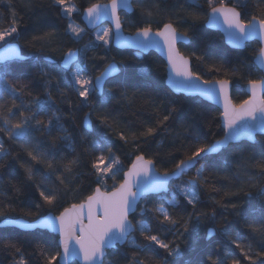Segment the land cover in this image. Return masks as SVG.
Segmentation results:
<instances>
[{"label":"trees","instance_id":"16d2710c","mask_svg":"<svg viewBox=\"0 0 264 264\" xmlns=\"http://www.w3.org/2000/svg\"><path fill=\"white\" fill-rule=\"evenodd\" d=\"M108 1L65 0L76 10L68 17L55 0H0V30L12 26L18 29V38L8 40L16 42L25 57L0 65V77L17 90L15 94H0V105L4 113L16 106L11 116L13 123L20 121L21 112L34 117L26 136L10 139L0 132V143L6 149V153H0V210L5 213L0 221H32L47 213L57 215L84 201L95 187L112 190L137 155L152 159L155 169L163 173L197 147L222 137L218 109L197 97L171 93L164 85L165 66L157 55L116 50L110 42L102 46L90 40L80 13L92 4ZM218 1L213 0V4ZM131 4V14L120 16L125 33L146 26L157 31L171 23L188 37V43L178 45V50L189 58L191 71L204 81H228L235 105L246 99L245 85L261 78L252 63L258 52L256 42L234 50L224 44L218 32L205 28L208 0H132ZM239 12L244 21L253 16L264 19V0H245ZM71 19L84 28L82 35L86 38L68 30ZM33 36L43 40L33 42ZM80 48L77 62L86 67L85 76L93 79L110 61L120 69L118 75L105 82L101 95L93 91L87 100L75 90L70 69L64 71L58 65L66 51ZM108 89L113 95H106ZM41 101L51 106L42 109ZM86 114L90 131L82 126ZM165 116L168 120H164ZM49 119L52 123L48 127L36 124V120L48 124ZM148 128L155 129L153 135H141ZM29 151L39 155L42 162L33 161ZM100 156L105 157L102 163L97 160ZM109 156L119 158L116 167L121 170L115 180L105 176L98 181L92 164L97 162L103 168L110 162ZM21 165L31 166L32 180L27 179ZM260 165H264V136H257L253 143L229 144L215 155L202 157L181 179L170 183L166 194L143 197L130 217L134 225L137 221L148 224L149 235L170 247L178 246L179 256H168L165 249L145 240L137 227L123 246L107 251L105 264H136L141 260L144 264H264V231L254 232L249 227L251 224L260 228L262 222L264 198L257 195L264 186ZM197 169L202 170L204 179L193 207L174 186L195 176ZM40 191L56 193L55 203H45ZM246 192L252 195L245 196ZM173 199L178 203L170 205ZM160 207L169 212L175 224L161 222L163 217L155 211ZM240 209L243 215H237ZM193 225H198L197 231L192 230ZM210 228L214 234L206 238ZM6 244L21 251L17 253ZM57 252L56 237L46 231L0 227V264H19L21 256L25 264H47V257ZM52 264H58L57 259Z\"/></svg>","mask_w":264,"mask_h":264},{"label":"snow or ice","instance_id":"6c2138e0","mask_svg":"<svg viewBox=\"0 0 264 264\" xmlns=\"http://www.w3.org/2000/svg\"><path fill=\"white\" fill-rule=\"evenodd\" d=\"M55 3L62 5L63 11L69 16L75 10L74 5L72 7L66 6L65 0H55ZM208 5L210 8L208 19L213 21L218 19V16L222 17L224 23L228 25V28L234 30L230 32V35L237 40L242 41L243 39L256 34L257 31L264 34V19L257 21V17L253 16L252 20L245 24L240 19V13H238L235 8L225 7L223 0H221L219 7L214 6L213 0H208ZM121 7L131 9V4L128 0H111L110 5L93 4L85 9V13L89 21L93 23L102 16L110 17L114 22L116 29L119 30L121 28V21L118 15V10ZM156 7H159V5H156ZM13 15L15 14L13 13ZM148 15L151 16L152 12H148ZM68 30L75 33L77 36L83 31V29L73 26L72 23H69ZM109 31V29H104V35H98L96 39L103 40L105 44H108L109 41L104 39V37L109 35ZM18 35V29L15 26L0 30V45H4L0 47V52L3 53V59L5 61L11 57L19 56V49L14 44L9 43L7 39H16L18 38ZM156 35L162 37L168 47V61L171 66V71L176 77L182 78L179 80H173L172 82L178 86L188 87L193 80H200V75L190 70L189 61L180 56L175 48L176 42L178 40H186L188 38L187 35L178 33L171 23L164 24L163 29L157 31ZM136 36L143 37V40L137 39L136 43L138 46L147 47L154 43L150 26L138 28ZM41 40H43V37H32L33 42H39ZM77 54L78 50L74 51L69 49L65 54L63 64L67 66L71 62H74ZM257 63L264 67V48H261L259 51ZM70 71L72 74V80L75 85L79 86L75 90L80 97L87 100L88 96L93 91L98 90L103 92L104 80L108 76L118 72L119 68L115 63L109 64L100 75L95 77L94 80L82 75V73L86 71V67L83 65L79 68H72ZM249 83L252 89V98L243 101L238 107H233L227 99L226 92L228 81H216V84L219 85V93L216 92L214 87L200 90L203 95L209 97L219 95L225 100L224 111L222 113L225 135L221 140H216L214 143L197 147L190 156H187L186 159L180 160L176 163L173 169L170 171L166 170L161 174H154L155 162L152 159H145L143 154L137 155L131 167L124 172L122 181L119 182L118 185L116 183L113 184V190L111 192H101L100 187H97L93 194L87 197L86 205L83 203L80 205L74 204L70 209L65 208L58 217H47L46 219L52 222L53 227L56 221L59 222V247L63 250L62 253L57 252L55 255L48 256L47 264H52V261L56 260L57 256H60L65 264H67L69 257L76 255H79L83 259L84 264H105L104 257L107 250L115 248L118 244H124L127 241V237L135 231L137 227L139 228L140 235L143 236L145 240L155 243L159 248L165 249L168 256H179L180 249L178 246L175 248L170 247L169 244L160 241L157 236L149 235L150 227L146 223L137 221L136 225H134L128 218L129 212L135 209L138 198L143 196L146 192L166 189L171 178H179L182 176L203 156L219 152L223 146L235 139L237 134L243 132L251 137L257 129L264 131V99H259L256 95L258 88H264V80L250 81ZM16 91L17 90L14 87L8 85L7 82L0 77V94H15ZM106 95H113L112 89H108ZM50 106L51 105L48 101L40 102V107L42 109H47ZM14 107L16 106L13 105V108ZM13 108H8L7 112L4 113L2 111L3 106L0 105V121H2L4 125L0 127V132L5 133L10 139L30 134L31 126L29 121L34 119L33 116H25L24 113L21 112L20 121L13 123L11 120V116L14 115ZM168 118V116H165L164 120H168ZM56 119L58 121L59 117H56ZM249 121H251V124H249ZM51 123V119H49L48 124L36 120V124L42 127H48ZM102 123H104V121H102ZM86 125L89 127L91 126V122L87 119ZM154 132V128H148L146 132L141 133V135L151 136ZM121 139H124L123 135H121ZM0 153H6L5 145L3 143H0ZM28 155L33 161L42 162V158L39 155L33 154L31 151L28 152ZM107 159H109L110 162L103 168H101L100 164L97 162L92 164V167L95 169L98 176V181L102 180L105 176H110L115 180L117 174L121 170L119 167H116V165L120 164L119 158L109 156ZM97 160L102 163L105 160V157L100 156ZM72 163H75V161H72ZM21 167L24 168L27 179L32 180L33 170L31 166L21 165ZM48 167L52 168V163H48ZM260 167L262 172H264V165H260ZM203 179L202 170L197 169V174L195 176L190 177L186 182L175 185L174 187L178 194L183 196L184 200H186L189 205L195 207L199 200L197 191L198 186ZM17 191H19V189H17ZM226 195H228V193H226ZM244 195L251 196L252 193L246 192ZM257 195L264 198V186H261L258 189ZM40 197L45 203L52 205L57 199V194L40 191ZM176 203H178V201L175 199L169 201L170 205H175ZM217 203H219V201H217ZM85 207L88 209V225L86 227L81 225L79 235H77L75 226L80 222ZM236 207V205H233L234 209H236ZM99 210H102L103 215L101 218L97 219L94 212ZM142 211L144 210L142 209ZM155 211L163 217V221H161L162 223L165 221L169 224L176 223L166 209L160 207L155 209ZM253 211H255V209H253ZM4 215L5 213L0 210V216ZM237 215H243V209L238 210ZM261 216L262 222L260 228L249 224L252 231H264V207L261 208ZM8 222L9 221H5V223ZM26 226L30 227L31 225ZM192 230L197 231L198 225H193ZM185 231H188L187 224L185 225ZM72 240H75L78 249L70 247V241ZM5 247L15 248L17 253L21 251L20 248L13 244H6ZM41 254H45L43 249H41ZM19 264H25L22 256ZM136 264H144V261H138ZM163 264H167V261H164ZM213 264H216V262L213 261ZM233 264H239V262L234 261Z\"/></svg>","mask_w":264,"mask_h":264},{"label":"water","instance_id":"95a60500","mask_svg":"<svg viewBox=\"0 0 264 264\" xmlns=\"http://www.w3.org/2000/svg\"><path fill=\"white\" fill-rule=\"evenodd\" d=\"M131 1L132 0H128V2L130 4H131ZM110 3H111V0L108 1V2L95 3V4L110 5ZM92 5H90V6H92ZM90 6H88V7H90ZM219 6L220 5H218L217 7H219ZM224 6L225 7H228V8H235L234 6H230V5H224ZM88 7H86L85 9H87ZM85 9L80 14V21H81V24L83 25V27L87 31H93L94 29H96L97 27H99V26H101L103 24L108 25V27L110 29V33H111L110 44H111V46L114 49H116V50H129V51H134V52H137V53H139L141 55H146L149 52H152L155 55H157L163 61L164 66H165L164 85H165V87L171 93H173L174 95H183L185 97H198L201 100H203V101H205L207 103H210L213 106H215L218 109V111L220 112L219 122H220V127H221V129L223 131L222 137L219 140H221L224 137V135H225V129H224L223 116H222V113L224 111V103H225L224 98L222 96H219V95H213V96L209 97L207 95L201 94V91H200L201 89H206V88H209V87H214L216 89V92L219 93V85L216 84V81L206 82V81H203V80L200 79L198 81L193 80V82L188 87L176 85L172 81L173 80H179V79H182V78L176 77L175 74L171 71V66H170L169 61H168V47L165 44L163 38L156 35V32L157 31H155V32L154 31H151L152 32V40L154 41V43L150 44L147 47L138 46L137 43H136L137 39L143 40V37H137L136 36L137 31H135L133 33H124L123 28H122V25H121V28L119 30H117L116 27H115L114 22L111 20L110 17H103L102 16L100 19L96 20L94 23L93 22H90L89 19L86 16ZM235 10L239 13V11H238L237 8H235ZM131 12H132V4H131V9H127V8L121 7L118 10V15H119V13H124L125 15H130ZM209 13H210V9L207 11V14H206V19H205V23H204L205 28L208 29V30H211V31L218 32L221 35V37L223 39V42H224V44L227 47H229L231 49H234V50H241L249 42L255 41V42L258 43L259 50L256 53V55L253 57L252 63L256 67V69H258V71H260V73L262 75L261 79L258 80V81L264 80V67H262L259 63H257V57L259 55V51H260L261 48H264V34H261L259 31H257L256 34L251 35V36L243 39L242 41H239L235 37H233L232 35H230V32H232L234 30H231V29L228 28V25H226L224 23L222 17H219L218 16V19L213 20V21H210L208 19ZM251 20H252V18L249 21H251ZM258 20L259 19L257 18V21ZM247 23H245V24H247ZM257 27H258V25H257ZM162 29H163V26L159 30H162ZM9 43L14 44L19 49V46H18V44L16 42H9ZM187 43H188V38L186 40H178L176 42V44H175L176 51L182 57H184V56L178 51L177 45L178 44L185 45ZM2 46H4V45H1L0 47H2ZM72 50L77 51L78 49H72ZM67 52L68 51H66L62 55L61 60L58 63L59 67L61 69H63L64 71H68L78 61V57H79V50H78V54L75 57L74 62H71L69 65L65 66L63 64V61L65 59V54ZM184 58L189 61V68H190V60L188 58H186V57H184ZM24 59H25V57L21 55L20 49H19V56L11 57V58H9L6 61L3 59V53L0 52V65L5 64V63H8V62H12V61H22ZM112 63H115V62L114 61H110L108 64H106L104 66V68L100 71V73L105 70V67L107 65L112 64ZM119 72H120V69H119L118 72H116V73L108 76L104 80V82H103V89H104L105 82L108 79H110V78L115 77L116 75H118ZM100 73L97 74L96 76L100 75ZM95 77H93L92 80H94ZM170 77H171V80H170ZM96 92H97L98 95H101L102 94L101 91H98L97 90ZM244 92H245V94L247 96V98L245 100H249L250 98H252V89H251L250 83H248V84L245 85ZM263 94H264V88H258L257 89V93H256L257 97L259 99H263ZM226 95H227L228 101L230 102V104L233 107H238L241 104L240 103L239 105H235L232 102V100L230 98V95H231V85H230L229 82H228V88H227ZM86 119L89 120L88 114H86L84 116L83 122H82V126H83V128L86 131H90L91 130V126L89 127V126L86 125ZM249 124H251V121H249ZM257 136H264V131H261V130L257 129L253 133V135L251 137H249L247 134L241 132V133H239V134L236 135L235 139L231 140L227 145L223 146L221 148V150L223 148H225L226 146H228L229 144H235V143H239V142H242V141L248 142V143H253L254 140H255V138ZM217 153H212V154H209V155H215ZM205 156H207V155H205ZM134 160H135V158L131 161V163L129 164V166L127 167V169L125 171H127L131 167V165H132V163H133ZM197 162L189 170L193 169L197 165ZM125 171H123V173H122L121 181L123 179V176H124V172ZM188 171H186L184 174H186ZM154 174H161V173L158 172L156 169H154ZM181 177L182 176H180L179 178H171L169 180L167 186H166V189H161V190H158V191L146 192L143 196H141L140 198H138V200H137V206H138L139 202L141 201V199L143 197L166 194L168 192V190H169L170 183L172 181L179 180ZM142 179H149V178H142ZM96 188L97 187L94 188L93 192L95 191ZM112 190H110V191H103V190H101V192H111ZM93 192L90 195H92ZM82 203L86 205L87 204V198L84 201H82V202H80L78 204H75V205H80ZM72 205H74V204H72ZM72 205H70V206H68L66 208H69L70 209L72 207ZM137 206L135 207V209L133 211H130L129 212V215H128L129 220H130V217L135 213V211L137 209ZM63 211H64V209L61 212H63ZM60 213H58L57 215H54L52 213H47V214L42 215V216H40V217H38V218H36V219H34L32 221H28V220H25V219H22V218H5V219H3V220L0 221V227L1 228H5V227L6 228H14V229H17L19 231H26V232L27 231H33V230H36V229L46 231L47 233L52 234V235H54L56 237V242H57V246H58V252H61L62 253L63 250H62V248L59 247V239H60L59 231H58V229H59V222L56 221L55 224H54V227H53L52 222H50L49 220L46 219L47 217H58L60 215ZM94 215L96 216L97 219H99V218L102 217L103 212H102V210H99V211L94 212ZM5 221H9V222L8 223H5ZM26 225H31V226L28 227ZM81 225H83L85 227L88 225V209H87V207H85L83 209V214H82V216L80 218V222H78L76 224V226H75L76 227V234L77 235H79V229H80ZM210 230H211V234H210ZM213 234H214L213 229H211V228L208 229L206 231V238H210L211 236H213ZM128 237H127V239H128ZM124 244H118L115 248L120 247V246H123ZM70 247H75V248L78 249V245L75 244V240L70 241ZM115 248H112V249H115ZM112 249H109V250H112ZM109 250H107V251H109ZM73 262H75L76 264H84L83 259L79 255L70 256L67 264H70V263H73ZM57 263L58 264H65L64 260L61 259L60 256H57Z\"/></svg>","mask_w":264,"mask_h":264},{"label":"rangeland","instance_id":"374dc122","mask_svg":"<svg viewBox=\"0 0 264 264\" xmlns=\"http://www.w3.org/2000/svg\"><path fill=\"white\" fill-rule=\"evenodd\" d=\"M245 0H223V3H229V4H232V5H235V6H238V7H241L242 6V4H243V2H244ZM220 3H221V0H219L218 1V5H220ZM65 5L66 6H68V7H72L71 6V4H68V3H65ZM74 12H76V10H74L72 13H74ZM68 17H70L69 15H67ZM69 23H72L73 24V26H75V27H79L80 29H83V31H84V28L82 27V26H80L79 24H77L76 22H74L73 21V19H71L70 20V22ZM69 25V24H68ZM104 29H109V27L107 26V25H101V26H99V27H97L96 29H94L93 31H90L89 33H88V37L90 38V40L92 41V42H94V43H96V44H98V45H102V46H106L107 44H105L104 42H103V40H97L96 39V37L99 35V36H103L104 35V32H103V30ZM70 31V30H69ZM83 31H82V33H83ZM71 32V31H70ZM72 34H74V35H76L75 33H73V32H71ZM82 33L79 35L82 39H83V37L84 38H86L87 36L86 35H82ZM77 36V35H76ZM78 36V37H79ZM8 39V38H7ZM104 39H107L109 42H110V39H111V34H110V31H109V35L107 36V37H104ZM8 42H11V41H9L8 40ZM1 46V45H0ZM84 47V46H83ZM83 48H80V51L79 52H81V50H82ZM79 58V57H78ZM81 66V64H79L78 62H76L70 69H72V68H79ZM71 72V71H70ZM72 75V74H71ZM82 75L84 76V77H86V78H89L88 76H85L83 73H82ZM89 79H91V78H89ZM77 88L79 87L78 85H75ZM105 167V166H104Z\"/></svg>","mask_w":264,"mask_h":264},{"label":"flooded vegetation","instance_id":"af4514ba","mask_svg":"<svg viewBox=\"0 0 264 264\" xmlns=\"http://www.w3.org/2000/svg\"><path fill=\"white\" fill-rule=\"evenodd\" d=\"M131 2H132V1H131ZM224 5L234 6V7L237 8L238 11H239V7H238V6H235V5H232V4H229V3H224ZM214 6H218V4H216V5H214ZM239 13H240V12H239ZM80 14H81V13H80ZM121 14H124V13H119V17L121 16ZM124 15H125V14H124ZM79 17H80V16H79ZM240 18H241V16H240ZM249 20H250V19H249ZM249 20H248V21H249ZM259 20H260V19H259ZM120 21H121V20H120ZM241 21L244 22V23H247V22H248V21H244V20H242V19H241ZM104 25H106V24H104ZM121 25H122V24H121ZM107 26H108V25H107ZM109 30H110V29H109ZM123 31H124V30H123ZM151 31H152V30H151ZM157 31H158V30H157ZM154 32H155V31H154ZM124 33H125V32H124ZM110 34H111V33H110ZM252 42H255V41H252ZM249 43H250V42H249ZM256 43H257V42H256ZM247 44H248V43H247ZM247 44H246V45H247ZM178 45H183V44H178ZM178 45H177V49H178ZM185 45H186V44H185ZM246 45H245V46H246ZM257 45H258V43H257ZM245 46H244V47H245ZM258 50H259V46H258ZM178 51H179V50H178ZM181 54H182V53H181ZM182 55H183V54H182ZM183 56H184V55H183ZM184 57H185V56H184ZM186 58H188V57H186ZM188 59H189V58H188ZM190 70H191V69H190ZM261 77H262V75H261ZM200 79H201V78H200ZM260 79H261V78H260ZM260 79H259V80H260ZM201 80H202V79H201ZM203 81H204V80H203ZM206 82H209V81H206ZM247 84H248V83H247ZM230 96H231V95H230ZM197 98H198V97H197ZM246 98H247V97H246ZM199 99H200V98H199ZM180 179H181V178H180Z\"/></svg>","mask_w":264,"mask_h":264}]
</instances>
